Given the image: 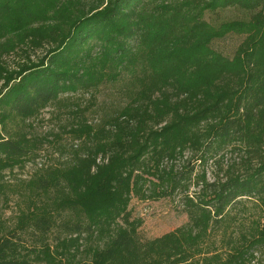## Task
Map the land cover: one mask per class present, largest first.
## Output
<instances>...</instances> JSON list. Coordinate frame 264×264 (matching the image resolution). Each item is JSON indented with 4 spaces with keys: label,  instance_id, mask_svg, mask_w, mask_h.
Wrapping results in <instances>:
<instances>
[{
    "label": "trees",
    "instance_id": "1",
    "mask_svg": "<svg viewBox=\"0 0 264 264\" xmlns=\"http://www.w3.org/2000/svg\"><path fill=\"white\" fill-rule=\"evenodd\" d=\"M230 34L226 56L212 43ZM106 77L124 80L120 108L35 176L14 227L0 224V264H255L264 0H0V177L42 147L30 118ZM146 193L178 198L186 222L137 239L119 219Z\"/></svg>",
    "mask_w": 264,
    "mask_h": 264
},
{
    "label": "rangeland",
    "instance_id": "2",
    "mask_svg": "<svg viewBox=\"0 0 264 264\" xmlns=\"http://www.w3.org/2000/svg\"><path fill=\"white\" fill-rule=\"evenodd\" d=\"M240 42V36L230 34L215 40L212 47L232 56ZM41 54L37 51L33 58ZM14 56L11 54L5 60L12 65ZM123 84L122 77L115 81L106 77L97 85L66 92L28 120L30 134L41 139L43 144L22 166L2 172L0 224L4 230L12 229L20 211L26 210L28 199L35 193V176H44V172L63 165L72 155L79 153L87 144V135L100 129L120 108ZM208 171L213 173L214 170ZM207 177L210 179L209 175ZM185 222L186 216L178 198L156 200L149 193L142 197L132 196L127 211L119 219V224L140 241L169 232ZM20 237L28 242L32 235L27 231ZM255 257V264H264L261 252Z\"/></svg>",
    "mask_w": 264,
    "mask_h": 264
}]
</instances>
